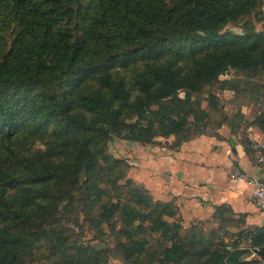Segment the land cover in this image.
I'll use <instances>...</instances> for the list:
<instances>
[{"label":"trees","instance_id":"1","mask_svg":"<svg viewBox=\"0 0 264 264\" xmlns=\"http://www.w3.org/2000/svg\"><path fill=\"white\" fill-rule=\"evenodd\" d=\"M263 4L0 0V264H107L110 248L61 224L73 211L74 227L82 217L94 238L115 237L123 264H264V226L236 234L256 248L248 259L229 208L216 209V227L184 228L172 201L154 200L107 153L114 138L176 149L229 124L214 90L253 106L264 95ZM257 13L260 30L224 31ZM228 69L259 79L238 86Z\"/></svg>","mask_w":264,"mask_h":264},{"label":"crops","instance_id":"2","mask_svg":"<svg viewBox=\"0 0 264 264\" xmlns=\"http://www.w3.org/2000/svg\"><path fill=\"white\" fill-rule=\"evenodd\" d=\"M231 70L222 78L230 79ZM215 94L218 109L229 124L217 125L206 134L182 142L176 149L165 145H130L121 159L130 166L128 176L154 200L175 204L184 228L197 222L216 227L218 222L212 221L216 209L229 208L231 218L244 221L241 227L229 228L234 235L231 240L236 241L239 250L248 251L251 259L257 256L251 244L236 234L248 227H263L264 217L251 200V186L244 180L230 179L229 172L237 167L247 176L264 180V164H254L247 139L248 127L259 123H254L257 117L254 105L236 99L232 91ZM233 97L235 102L231 101ZM252 136L259 134L253 130ZM170 141L167 140L168 144ZM222 238L228 240L224 235Z\"/></svg>","mask_w":264,"mask_h":264},{"label":"rangeland","instance_id":"3","mask_svg":"<svg viewBox=\"0 0 264 264\" xmlns=\"http://www.w3.org/2000/svg\"><path fill=\"white\" fill-rule=\"evenodd\" d=\"M260 9L262 10V14H264V4ZM258 12H259V10H258ZM262 14L261 13L253 14L252 16L246 17L237 23L228 24L225 27L224 31H229V32H233V33H241L242 32V26L244 25V22H247V21L251 22L250 24H253L254 27L256 28V30H260L261 29V27H260L261 22H259V19L263 16ZM229 76H230V79L228 77V80H230V82H232V84L235 83L238 86L239 85L243 86L247 81L248 82H250V81L255 82L261 76L263 77V81H264V71L259 75V78L258 77L250 78V77H247L242 72H238V71L234 72L232 70L230 71ZM208 91H209V88H206L204 91H201V93L199 94L201 96V99H202V107H205L207 105ZM214 92L217 93L216 90H214ZM182 95L183 94H180V96H182ZM195 96H197V95H195ZM260 97L261 96H259V98ZM127 147H130V144L128 142L114 138L108 146L107 153L109 156H111L113 158L121 159L122 157H125ZM76 215H77V211H73V213L70 217H67L65 220H63L61 222V224H65L68 228H70L69 234L72 236L71 239L75 240L77 242L83 243V244H97V243H99L101 246L108 247L111 249V252L109 253V258L107 260V264H123L120 261L117 250L112 251V249L115 248V237L111 234H107V236L104 237L102 239V241H100L97 238H94L95 237L94 230L91 231V230H88L86 228V224L83 223L82 217L78 218V221H79L78 224L81 225L82 228L74 227L73 222L76 218ZM68 225H70L71 227H69ZM104 230L106 232L109 231V229L107 227H104ZM219 236L223 237V234L220 233ZM141 238L145 241H148V240H152L153 237L151 235L146 234V235H143ZM28 264H43V263L42 262L40 263V261H35L34 263H28Z\"/></svg>","mask_w":264,"mask_h":264},{"label":"built area","instance_id":"4","mask_svg":"<svg viewBox=\"0 0 264 264\" xmlns=\"http://www.w3.org/2000/svg\"><path fill=\"white\" fill-rule=\"evenodd\" d=\"M229 70L225 71L227 73ZM224 73V74H225ZM257 117L264 120V95H262L254 104ZM256 130L259 134L258 137L252 136V131ZM248 135V145L253 155L254 164L256 166H262L264 164V124L249 126L247 129ZM230 179H241L251 186V200L257 210L264 217V180L257 178L255 176H247L243 171L237 167H232L229 172ZM250 243V239H248ZM254 256L256 254V248L251 247ZM227 250H231L232 246H226Z\"/></svg>","mask_w":264,"mask_h":264}]
</instances>
